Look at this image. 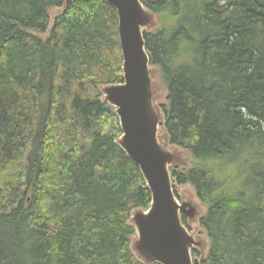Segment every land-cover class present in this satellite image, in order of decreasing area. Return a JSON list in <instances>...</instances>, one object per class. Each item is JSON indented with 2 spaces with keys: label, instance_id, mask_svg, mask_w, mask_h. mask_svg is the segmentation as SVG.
<instances>
[{
  "label": "trees",
  "instance_id": "obj_1",
  "mask_svg": "<svg viewBox=\"0 0 264 264\" xmlns=\"http://www.w3.org/2000/svg\"><path fill=\"white\" fill-rule=\"evenodd\" d=\"M141 2L162 130L191 156L173 182L207 207L202 264H264V0ZM122 63L104 0H0V264H144L131 217L152 195L101 92Z\"/></svg>",
  "mask_w": 264,
  "mask_h": 264
},
{
  "label": "water",
  "instance_id": "obj_2",
  "mask_svg": "<svg viewBox=\"0 0 264 264\" xmlns=\"http://www.w3.org/2000/svg\"><path fill=\"white\" fill-rule=\"evenodd\" d=\"M104 2L118 16L123 81L101 92L119 119L122 135L117 143L136 162L152 195L146 211L132 214V249L144 264H200L192 252L199 248L203 253L205 242L189 231L183 216L193 226L201 209L190 196L176 195L171 169L178 163V151L162 133L164 118L155 99V70L145 41V32L157 26L155 14L141 0Z\"/></svg>",
  "mask_w": 264,
  "mask_h": 264
},
{
  "label": "rangeland",
  "instance_id": "obj_3",
  "mask_svg": "<svg viewBox=\"0 0 264 264\" xmlns=\"http://www.w3.org/2000/svg\"><path fill=\"white\" fill-rule=\"evenodd\" d=\"M156 20H157V16H156ZM153 30H155V28L150 30V32ZM154 70H155V75H154L155 99H156L157 105L161 109V107L163 105L167 104L168 89L166 88L165 84L162 82V80L160 78L159 71L155 68H154ZM161 112H162V116L164 118V113H163L162 109H161ZM163 122H164V119H163ZM177 151H178L179 159H178V163L176 166H178V171L181 172L184 169V167H188V165H190L191 156L188 153V151H186L183 148L177 147ZM175 183H176V188H175L176 194L179 197L190 196L191 199L193 200V202H195L197 204V206L201 209V215H200L197 223H195L193 226H191L192 230H190V231L195 232L205 242V250L203 251V253L200 251L199 248H197L198 250L193 253V256L200 259L201 258L200 253H202L206 257V255L209 254L211 244H210V239H209V236H208L206 229H204L201 226V218L206 214L207 207L201 203L202 201L198 197L197 192L193 186H191L190 184H178L177 181ZM184 223H187V221L186 222L184 221Z\"/></svg>",
  "mask_w": 264,
  "mask_h": 264
},
{
  "label": "flooded vegetation",
  "instance_id": "obj_4",
  "mask_svg": "<svg viewBox=\"0 0 264 264\" xmlns=\"http://www.w3.org/2000/svg\"><path fill=\"white\" fill-rule=\"evenodd\" d=\"M183 221H187V219H186V217H183ZM188 223V222H187ZM187 223H185V224H187ZM191 229V228H190ZM192 230V229H191ZM197 250H194V252H196Z\"/></svg>",
  "mask_w": 264,
  "mask_h": 264
}]
</instances>
